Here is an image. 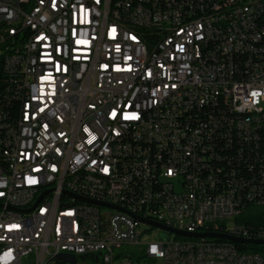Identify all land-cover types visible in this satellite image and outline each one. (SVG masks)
<instances>
[{
	"label": "built area",
	"instance_id": "1",
	"mask_svg": "<svg viewBox=\"0 0 264 264\" xmlns=\"http://www.w3.org/2000/svg\"><path fill=\"white\" fill-rule=\"evenodd\" d=\"M0 57V264H264L149 224L264 240V0H0Z\"/></svg>",
	"mask_w": 264,
	"mask_h": 264
},
{
	"label": "water",
	"instance_id": "2",
	"mask_svg": "<svg viewBox=\"0 0 264 264\" xmlns=\"http://www.w3.org/2000/svg\"><path fill=\"white\" fill-rule=\"evenodd\" d=\"M91 203H96L93 201H88ZM98 205H102L105 206L104 204H99ZM150 225L159 228L165 232H170L172 234H175L177 236L183 237V238H189V239H201V238H209V239H221V240H225L234 244H247V245H254V246H264V240H253V239H241V238H237L234 236H230L227 234H221V233H189V232H182V231H178L175 230L173 228H169V227H165L159 223H155V222H149ZM163 240V241H167ZM83 258V257H82ZM57 262L58 264H76L77 262V258L75 256L72 255H67V254H62L57 256Z\"/></svg>",
	"mask_w": 264,
	"mask_h": 264
},
{
	"label": "trees",
	"instance_id": "3",
	"mask_svg": "<svg viewBox=\"0 0 264 264\" xmlns=\"http://www.w3.org/2000/svg\"><path fill=\"white\" fill-rule=\"evenodd\" d=\"M2 66V57H0V69ZM257 207V206H250L248 207V211L246 213H244V215L238 219L237 221L239 222H244L246 224H249L251 226L254 227H258V226H262L264 227V211L258 213V211H253L252 208ZM264 207V206H262ZM259 208V207H258ZM180 238V237H178ZM182 239V238H180ZM184 240V239H183ZM216 242L219 243H231L225 240H217ZM235 247L237 250H239L240 252H257V253H261L262 255H264V246H247V245H243V244H235Z\"/></svg>",
	"mask_w": 264,
	"mask_h": 264
},
{
	"label": "rangeland",
	"instance_id": "4",
	"mask_svg": "<svg viewBox=\"0 0 264 264\" xmlns=\"http://www.w3.org/2000/svg\"><path fill=\"white\" fill-rule=\"evenodd\" d=\"M263 107H264V104H263ZM252 210L256 211V212L258 211V213H260V212L264 211V207H259V208L258 207H254V208H252ZM154 230L157 233V239L159 238L161 240H166V239H168V238H170L172 236V235H170L169 233H167L165 231H158L156 229H154ZM33 263H34L33 257H28V258H24L23 259V264H33ZM46 264H56V262L52 261V262H48ZM78 264H85V262L82 261V260H79ZM156 264H162V262L158 261Z\"/></svg>",
	"mask_w": 264,
	"mask_h": 264
},
{
	"label": "snow or ice",
	"instance_id": "5",
	"mask_svg": "<svg viewBox=\"0 0 264 264\" xmlns=\"http://www.w3.org/2000/svg\"><path fill=\"white\" fill-rule=\"evenodd\" d=\"M113 31H115V29H113ZM43 38H44V37H40L39 39H43ZM132 38L135 39V37H132ZM117 50H119L118 46H117ZM104 67L107 68L108 66H107V65H104ZM161 67H163V65H161ZM149 75H151V73H149ZM173 87H175V85H173ZM254 95H255V93H254ZM129 107H131V105H129ZM112 115H113V116L116 115L115 111H113ZM123 119H125V120H128V119H139V115H138V113H136V112L125 113V114L123 115ZM93 139H94V137H93ZM105 170H106V169H105ZM33 182H34V181H33ZM13 227L18 228L19 225H13Z\"/></svg>",
	"mask_w": 264,
	"mask_h": 264
},
{
	"label": "bare ground",
	"instance_id": "6",
	"mask_svg": "<svg viewBox=\"0 0 264 264\" xmlns=\"http://www.w3.org/2000/svg\"><path fill=\"white\" fill-rule=\"evenodd\" d=\"M20 118H27V106H20Z\"/></svg>",
	"mask_w": 264,
	"mask_h": 264
}]
</instances>
